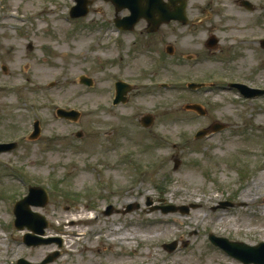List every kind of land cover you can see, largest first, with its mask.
<instances>
[{
    "label": "rangeland",
    "instance_id": "374dc122",
    "mask_svg": "<svg viewBox=\"0 0 264 264\" xmlns=\"http://www.w3.org/2000/svg\"><path fill=\"white\" fill-rule=\"evenodd\" d=\"M93 1L89 16L70 23L72 0H0V143L18 144L0 154V235L9 233L2 226L15 232V205L38 186L52 202L33 210L51 222L52 237L65 240L51 264H242L209 238L264 243V98L227 90L233 82L264 89V0H250L252 12L241 0H191L195 23L181 32V60L165 53L178 48L177 28L148 38L142 24L137 36L119 37L114 7ZM224 11L234 16L232 29ZM16 14L21 22L5 20ZM212 35L217 53L205 46ZM121 79L134 90L127 104L112 107ZM186 82L206 89L193 94ZM196 104L207 118L185 108ZM68 108L81 114L78 121L57 115ZM146 114L154 115L151 129L141 127ZM36 120L42 133L30 140ZM216 122L231 128L196 139ZM221 202L236 207L214 210ZM134 203L139 210L125 213ZM170 206L189 212H166ZM2 240L0 264L39 263L55 249L28 251L8 239L2 247ZM175 241L181 250L171 255L164 246Z\"/></svg>",
    "mask_w": 264,
    "mask_h": 264
},
{
    "label": "water",
    "instance_id": "95a60500",
    "mask_svg": "<svg viewBox=\"0 0 264 264\" xmlns=\"http://www.w3.org/2000/svg\"><path fill=\"white\" fill-rule=\"evenodd\" d=\"M112 2L118 9V11H122L126 8H131L134 11L132 12V16L130 18H127L123 20V23H126L130 28H133V26L138 23L141 19H146L147 21L153 23L155 26L169 22L173 19L177 18L176 13L171 12L170 8L165 6V3L163 0H105ZM79 2V8L83 10L82 13L79 14V16H85L88 13L87 5L92 4V2H88L87 0H77ZM147 6V11L143 8ZM248 5V4H247ZM210 46H215L216 41L212 40L209 43ZM124 87V86H123ZM261 93V92H260ZM264 94V92L262 93ZM246 95V94H245ZM197 108V107H195ZM146 125H150L149 119L145 121ZM16 145H0V153L12 151ZM36 191H32L30 196L23 201L19 202L16 206V215H17V222L16 225L21 226H29L31 230L34 232H38L43 234V229L47 226L44 225L41 227L40 230L32 228L29 224L33 225V223L36 222V219L40 221L39 218H41L39 215H33L30 210V206L34 205L32 203L33 199H36L38 194L36 195ZM48 202L47 197L44 198V201L41 203L35 202L37 206H45ZM180 210L182 213H187L188 208H169L166 210V212L169 211H178ZM36 219H34V217ZM42 219V218H41ZM43 221V219H42ZM39 226V225H38ZM23 228V227H21ZM212 241L215 245L221 247L222 249H225L229 254L236 256L246 264H250L254 262L255 264H264V245H261L259 247H249L245 244L241 243H230L229 241L225 239H217L212 237ZM29 245H37V243H28ZM174 248V246H172ZM242 253H240V252ZM55 258V257H54ZM54 258H51L52 261ZM25 263L24 260L20 261L19 264ZM46 264V263H44Z\"/></svg>",
    "mask_w": 264,
    "mask_h": 264
},
{
    "label": "flooded vegetation",
    "instance_id": "af4514ba",
    "mask_svg": "<svg viewBox=\"0 0 264 264\" xmlns=\"http://www.w3.org/2000/svg\"><path fill=\"white\" fill-rule=\"evenodd\" d=\"M194 24V23H193ZM192 24V25H193ZM172 26H174L175 28H177L178 30H179V38H178V48H173V51H172V53H173V58H175V57H178L180 60H181V32L186 28V29H189V28H192V27H194V26H191V27H184V24L183 23H181V22H179V23H174V24H171ZM170 25V26H171ZM159 34H161V35H159ZM149 37H152V38H158L159 36H162V37H164V36H168V32L167 31H164V28H162L161 30H159L156 34H154V35H148ZM147 36V37H148ZM148 37V38H149ZM161 37V38H162ZM160 43H161V45H164L165 43H163L162 42V40H159V39H157ZM145 42V41H144ZM168 44H170V43H168ZM169 46V45H168ZM167 46V48H165V53H166V55H167V52H168V47ZM153 52H159V53H161V51H160V49H154L153 50ZM49 232H50V234H51V231H48V235L46 236L47 238H52L51 237V235L49 234ZM47 233V232H46ZM15 241H17V242H20L22 239H21V236H18L16 239H14ZM0 241H1V237H0ZM21 245L23 246V247H25L26 249H28V251H37V250H39V249H42V247H39V248H36V247H33V248H30V247H28L27 245H26V243L24 242V240H22V243H21ZM33 257H35V255L33 256ZM47 257V256H46ZM45 257V258H46ZM30 258H31V256H30ZM22 259H26L27 260V258H22Z\"/></svg>",
    "mask_w": 264,
    "mask_h": 264
},
{
    "label": "bare ground",
    "instance_id": "6f19581e",
    "mask_svg": "<svg viewBox=\"0 0 264 264\" xmlns=\"http://www.w3.org/2000/svg\"><path fill=\"white\" fill-rule=\"evenodd\" d=\"M9 18H10V17H9ZM225 18H226V20L232 21L233 18H234V16H233L232 14L228 13V14L225 15ZM230 27H231V26H230ZM230 29H232V27H231ZM79 224H80V223H78V225H79ZM72 225H73V226L77 225V222L73 220V221H72ZM155 233H156V232H155ZM122 235H123V234H122ZM126 235H128V234H125V235L123 236V239H128V238L132 239V238H133V235H132V234H130L129 236L125 237ZM82 236H84V234H78L77 236L74 235L75 238H77V237H82ZM155 237H157V236L155 235Z\"/></svg>",
    "mask_w": 264,
    "mask_h": 264
}]
</instances>
